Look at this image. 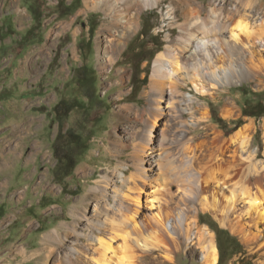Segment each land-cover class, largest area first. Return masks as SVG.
I'll return each mask as SVG.
<instances>
[{
	"label": "rangeland",
	"instance_id": "1",
	"mask_svg": "<svg viewBox=\"0 0 264 264\" xmlns=\"http://www.w3.org/2000/svg\"><path fill=\"white\" fill-rule=\"evenodd\" d=\"M236 6L241 0H0V264H97L99 244L91 240L96 213L119 218L114 212L127 177L137 170L147 174L143 160L153 154L166 156V169L156 167L150 175L156 186L147 183L142 191L143 219L158 211L176 214V201L194 188L186 150L194 138L211 140L215 131L229 138L254 121L249 151L264 160V114L252 115L254 104L264 102V75L251 72L227 44L222 61L212 45L213 58L198 53L199 60H188L194 74L184 69L174 75L175 88L149 86L158 55L164 51L174 60L167 48L184 45L197 28L193 23L211 28L220 18L216 31L196 32L214 39L227 38L238 21L254 27L264 19V0L247 11ZM112 14V29L102 28ZM116 41L120 48H114ZM219 62L225 65L216 69ZM161 75L169 81L168 73ZM62 100V109L73 108L66 116L56 110ZM158 105L163 113L148 144ZM156 188L164 194H153ZM189 221L193 230L180 250L162 236L153 252L125 245L122 230L139 228L121 223L113 242L117 253L107 258L111 264H211L199 244L203 232H210L218 251L214 264H264V232L254 228L260 237L244 236L202 205L191 210ZM55 232L48 241L46 235Z\"/></svg>",
	"mask_w": 264,
	"mask_h": 264
},
{
	"label": "bare ground",
	"instance_id": "2",
	"mask_svg": "<svg viewBox=\"0 0 264 264\" xmlns=\"http://www.w3.org/2000/svg\"><path fill=\"white\" fill-rule=\"evenodd\" d=\"M254 1L255 0H241V6L240 7L236 6L235 11L240 12L242 8L246 9L247 11L248 8L253 6ZM228 15L226 17H228ZM212 16L215 17L216 15H212ZM111 17H113L114 19L113 14L112 16H109L108 19L104 21L102 28L104 27L108 29L111 28L112 25ZM255 20L257 21V19ZM260 20L261 21L255 24L254 27L248 25V23H243L241 21H238L235 23V25L232 24L230 25L231 27L229 26L230 34L227 38H225V36L222 37L223 35L220 36L218 34L214 39L213 38L208 39L210 35L208 38L204 36L203 37L198 36L196 32L200 28H203L204 29L203 31L206 33H210V32L212 33V30L216 31L217 27L218 28L222 27L220 18L218 21L219 23L212 22L214 23V26H212L211 28H208L205 25L203 27L202 26L198 27L197 22L194 21L195 23L193 24H196V26L194 25V27L197 28H193L195 31L194 34L192 32L190 33L191 35L189 36L186 35V38L183 41L184 45H182L180 48L173 50L172 44H169L172 47L167 48V53L168 54L173 53L175 55L174 60L167 59L168 57H166V52L164 51L158 55L154 63L153 73L150 78V84H149L150 88L157 89V87L165 85V83L166 84L170 83L169 84L170 87L175 88L177 81H174L172 79L174 75L176 76L179 72L184 71V69H187L188 71L191 69L189 72H192L195 68L194 66H193L194 68L188 67L189 63H191L188 62V60H194L195 58H197L198 53L200 55L202 54V56L205 55L210 59L214 57L215 53L209 52V48H210L209 46L211 45L216 47V51H215L217 53L215 55L216 59H218V61H222L223 58L225 57V54L222 55L224 51L222 43L227 44L226 46H230L229 48H232L231 50L240 54L239 58L241 59V61H244L243 64L251 72H253L254 74L259 73L260 75L261 73H263L264 75V60H262L261 56H259L260 52L262 51V48L264 47V19H260ZM125 22H127V20ZM121 43L122 42L120 41H116V46L114 45L115 46L114 48L115 49L120 48ZM107 49H105L104 52H108ZM189 51H191V53L195 51V53L189 55ZM231 57L232 56L230 55L228 60H230ZM219 63L217 65H214L216 69H221L222 66L225 65L223 64V62H219ZM164 72L168 73L169 81L168 80L165 81L161 77L162 76L161 74ZM189 72H186V74H189ZM206 72L205 74H207ZM192 73L194 74V72ZM200 73H201L200 71L199 73H195L196 75H198L196 77L199 82L202 81L201 79L202 76H200L201 75ZM203 74L204 73H202V75ZM217 74H219V72ZM223 79L224 78H222V80ZM260 81L264 83L263 78H261ZM222 83L224 82L222 81ZM160 109L161 107L160 105H158L157 111H155V114L152 117L151 125L149 127L148 144L153 143L151 140L153 137L154 128L157 125L159 117L162 115L161 113H163V110ZM254 128H255L254 121H249L243 127L238 129L236 133H234L229 138H224L221 132L215 131L214 132L215 135L211 140L206 139L200 142L198 141V139L194 138L193 141L186 144L187 145L186 150H188L189 159H190L189 162H191L190 165L192 164L194 167L193 170L194 188H191L189 190L188 192L189 195L183 194V196L181 195L179 197L180 200L176 201L179 204L177 205L179 211H177L176 214L170 213L172 216L171 218L175 219L176 221L175 225L172 224L171 219L167 217L170 215V214H166L167 212L166 213L161 211H158V213L154 212L152 215L150 214L148 219H143L141 216L142 213L141 197H143L142 191L144 190L145 185H148L147 183L154 184L152 179H150L151 178L150 175L154 173L156 167H158V169L164 170V168L166 167L165 164V160H167V158L165 159L166 156H162V154L155 155L152 152L153 155L151 156V158H149L150 159L149 161L143 160L146 163H148L147 169H145L147 174L143 173V171L140 172L137 170L136 172L132 173L130 177H127V179L125 178L126 176L125 175L123 180L125 182L126 179V182L128 183L125 182L124 188H126L125 189L126 191L118 196L117 210L118 211L123 210L122 212H126V214L122 212H120L121 214H119L117 210H114L117 211L114 212V214L119 215V218H117L118 216L108 215L110 213H107V216H105V218L102 219L100 216H98V213H96L97 217L92 223L93 232L91 235V240L99 244L97 249L101 253L100 257H98L99 259L97 261V264H111L110 260L107 258L108 256L107 254L109 252L117 253L116 248L113 246V242L115 241V239H118V237L121 235V233L118 232L119 231L118 227L121 226L120 225L121 223H125V224L127 223L128 225H130L131 223L129 224L128 221L135 222L134 227H138L139 229L137 230H134L135 228L131 229V232L136 233L135 240L133 239V237H131L132 236L130 235L131 232L122 230L123 232H125L124 233L125 235L123 234L121 235V237L123 238V243L125 245L127 242H129L145 250H150L153 252L154 250L158 249V247L160 246L157 243L158 241L157 242L154 241L158 240L162 236H167L168 240L169 241L171 240V243L173 244V246H175V250H180L181 247L183 246L182 240L187 241L190 238V233L193 229L190 228L189 218L191 216V210L193 211L194 208L196 209L197 205H202L205 207V209L211 211L214 214V216L222 223V225L230 226L233 230H238L242 232L244 236H248V235L251 236L252 234H254L255 238L260 237L258 233L256 232L253 233L254 231L252 232V229L255 228L259 232L260 231L264 232V160L259 159L260 155L257 151L254 152L249 151L251 145L250 134L254 130ZM245 153H246V157L244 158L243 156L245 155ZM157 157H161V159L158 160ZM173 178L171 179L173 180ZM155 186L156 184L153 185V187ZM168 191L170 192V190ZM160 193L164 194V192L159 188H156L155 192H153V194H157V195ZM125 216H127L128 218L125 219ZM193 220L195 221V219ZM199 231H202V229ZM104 232H106L105 235ZM173 233L175 234V236H173ZM205 233L206 232H203V235L199 237V244H201L202 248L205 250V253L203 255L205 256L203 257L205 258L204 262H208L209 260L211 261V264H214L216 263L218 257L217 246L214 240V236L210 232L206 234ZM57 235L58 232H55L54 234L49 233L48 235H46V239L48 241H52ZM261 246H264V241H262ZM194 249H195V245H191L188 248V250L191 252H194Z\"/></svg>",
	"mask_w": 264,
	"mask_h": 264
},
{
	"label": "trees",
	"instance_id": "3",
	"mask_svg": "<svg viewBox=\"0 0 264 264\" xmlns=\"http://www.w3.org/2000/svg\"><path fill=\"white\" fill-rule=\"evenodd\" d=\"M145 80V78H144ZM66 102L64 100L60 101L59 104L56 106V110L58 112V116H60L59 112L60 111H63L64 110V113L62 114V116H66L69 114V112L73 109L72 107L69 106V104H66V108L65 109H62L63 105L65 104ZM252 109L254 110L252 112V115L256 116V117H261L263 114H264V102L263 100H258L256 102V104H254V106L252 107ZM217 121L221 124H224V120L221 118V117H218V116H215ZM60 128L62 129L63 131V125L61 126L60 125ZM66 133H69V131L67 132V130L65 131ZM68 167V166H67ZM66 167V169H67ZM3 216V213H0V217ZM226 249L224 247H221V255L223 256L224 255V251ZM239 252H242V250H239V249H234L233 253H239Z\"/></svg>",
	"mask_w": 264,
	"mask_h": 264
}]
</instances>
